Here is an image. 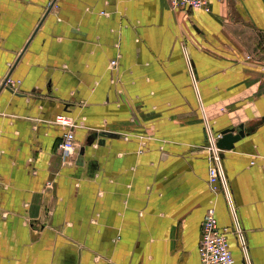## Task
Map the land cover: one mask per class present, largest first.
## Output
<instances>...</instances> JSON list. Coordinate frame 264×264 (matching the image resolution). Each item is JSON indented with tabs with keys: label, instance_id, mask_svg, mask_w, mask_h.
<instances>
[{
	"label": "crops",
	"instance_id": "crops-1",
	"mask_svg": "<svg viewBox=\"0 0 264 264\" xmlns=\"http://www.w3.org/2000/svg\"><path fill=\"white\" fill-rule=\"evenodd\" d=\"M209 8L0 0V87L19 82L0 92V264H200L210 207L245 264L206 150L239 127L222 166L264 264V0ZM59 115L78 125L72 164Z\"/></svg>",
	"mask_w": 264,
	"mask_h": 264
},
{
	"label": "built area",
	"instance_id": "built-area-1",
	"mask_svg": "<svg viewBox=\"0 0 264 264\" xmlns=\"http://www.w3.org/2000/svg\"><path fill=\"white\" fill-rule=\"evenodd\" d=\"M172 9H188L202 10L209 12V0H168ZM103 14V13H101ZM244 60H250V56H244ZM116 62L110 63L111 67H115ZM6 88L15 91V87L19 84L11 78L4 79ZM55 123L61 126L65 131L62 135L61 142L58 146L59 155L64 164H72L77 154V144L74 139L73 130L78 127L70 117L59 115L55 119ZM210 132V131H209ZM221 138V134L209 133L207 136V158H208V185L213 194H222L229 211L232 214L233 224L231 233L234 234L239 248L242 252L244 263L251 264L248 258V248L244 238L243 231L238 223L235 215V206L230 192L229 184L225 176L221 153L222 150L216 146L217 140ZM228 229L220 230L215 218L213 207L207 209L204 220L201 224V240L199 243L200 264H234L233 256L229 250L227 240Z\"/></svg>",
	"mask_w": 264,
	"mask_h": 264
},
{
	"label": "water",
	"instance_id": "water-1",
	"mask_svg": "<svg viewBox=\"0 0 264 264\" xmlns=\"http://www.w3.org/2000/svg\"><path fill=\"white\" fill-rule=\"evenodd\" d=\"M3 84L0 87V92L5 88L6 91L13 93L12 90L9 88H6L5 85ZM14 94V93H13ZM245 136L242 127H239V131L235 132V129L229 128L221 132V138H219L216 142V146L218 149L222 151H229L233 149V145L240 141L243 137Z\"/></svg>",
	"mask_w": 264,
	"mask_h": 264
}]
</instances>
